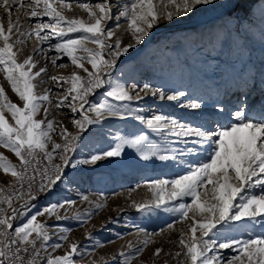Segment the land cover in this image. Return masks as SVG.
Segmentation results:
<instances>
[{
  "label": "snow or ice",
  "instance_id": "snow-or-ice-1",
  "mask_svg": "<svg viewBox=\"0 0 264 264\" xmlns=\"http://www.w3.org/2000/svg\"><path fill=\"white\" fill-rule=\"evenodd\" d=\"M78 6L88 13V21L65 16L62 9H71V4L66 3V0H0V12L4 13L0 16V73L3 74V79L7 81L11 91L22 102V106L12 102L6 94L4 85L0 84V147L10 150L19 160V164H14L0 153V170L5 175H11L14 178L7 187H0V264H39L41 259L45 260L46 264H76L74 256L79 253L78 242H70L68 250L63 255L53 256L47 253L46 248L47 242L51 239L49 229L45 223L37 222V217L45 214L49 217L54 216L56 220L66 219V216L60 214V209H64L66 205L71 206L74 202L51 204L32 214L22 226L14 227L13 221L21 214L20 209H28L30 202L35 200L37 195L50 192L53 186L61 180L65 167L69 165L76 167L75 163H70L71 157L68 154L77 150L80 134L87 129V126L100 123L109 116L121 119L134 117L165 139L174 137L175 142L185 147L167 150L171 152L170 155L161 154L155 148L149 151L144 150L143 145L147 139L145 135H138L131 139L119 137L111 150H105L102 154H92L90 159L82 163L94 165L109 157H119L127 146L140 153L141 159L145 161L156 157L160 161L173 160L184 164V157L195 154L198 147L212 146V154L208 162L190 167L186 175H181L171 181L151 182L147 187L152 193V201L132 202L133 207L143 211L151 210L153 206L159 208L168 201L191 198V203H179L171 209L165 208L166 211L180 214L179 223H188L187 231L181 230L180 233L181 251H176L174 254L169 253L173 259L183 256V259L177 260V264H264V235L249 234L248 239H231L218 244L214 239L219 236L218 231L214 232L217 225L223 227L229 221H241L247 218L256 222L260 217L264 224V194L243 195L246 188L252 184L253 178H256L254 185L264 188V178H262L264 174V120L254 123L245 111L236 110L234 112L235 122L220 126V130H215L211 125L208 127L204 124L193 126L163 115H154L151 119H145L127 104L110 102L108 99L91 104L88 100L89 95L97 89L103 88L105 84H111V81L105 77L109 76L111 70L115 68L117 59L145 41L154 28L160 25L168 27L178 25L183 22L179 18H189L195 12L200 11L202 6H215V0H131L115 16L117 21L123 17L128 22L127 28L134 42L126 45L120 38L113 39L117 33L105 26L106 21L113 19L112 6L107 3V0L94 6L88 3H79ZM221 7L233 9L240 5L224 4ZM44 17H47L49 22H38L29 29L22 30V20L24 22L33 18L42 20ZM45 30L49 31L45 33ZM71 33L81 35L72 38L69 35ZM33 35L40 44L53 37L57 38L58 42L51 45L49 51L54 49L56 53H63L71 59V63L77 69L87 74L82 76L73 71L68 77L56 75L49 77L53 83L59 84L62 80L70 84V87L58 96L55 108L60 109L65 106V102H68L66 106L71 109V112L81 113V119L71 121L77 129L75 133L70 132L62 123L48 118L49 108L43 107V103H53L49 95L50 89H45L43 94L36 92L38 85L35 81L42 74L48 73L47 66L39 67L33 72V69L37 68V62L32 55H28L22 61L18 59L22 49H17L16 46L23 45L25 38H32ZM88 43L97 47H87ZM105 50L110 59H105ZM33 51L44 52L47 58V52L43 48H34ZM78 51L84 55H76ZM58 59L59 56L51 58V64L64 67V65L57 64ZM84 62L91 65V71L85 67ZM136 87L132 85L130 91L123 85L117 84L111 86L105 96L117 102L142 99L139 92L133 96L132 92L136 91ZM139 91L150 92L153 96L158 95L161 101H179V98L185 95L183 92L166 95L163 91L151 89L147 84ZM69 97H71L70 101ZM86 104H89L87 112L94 115H88L82 111ZM180 106L201 109V104L198 102ZM41 111L44 116L42 119H37ZM221 111L224 110L221 109ZM5 112L10 114V119ZM205 123L208 122L205 121ZM52 133H57L63 143L56 142ZM49 144L52 145L51 151L48 150ZM40 153L43 154L42 158L48 161L42 168L40 167ZM54 153L58 155L61 163L53 162ZM36 175L41 176V181L37 191L33 192ZM25 183L27 188L20 191L19 189H24ZM237 198L239 202L234 203ZM83 199L87 201L88 197L84 196ZM20 200H24V203L18 208L15 202ZM95 207L100 208L102 205L97 203ZM75 218L81 219V214L77 213ZM168 229L175 230V225L169 224ZM62 231L64 234L58 239L68 241L69 230L63 229ZM163 231L145 234L144 238L139 241L142 247L129 243L128 248L138 258L150 243H154L151 237L161 235ZM197 232L200 233L199 236ZM90 235L89 233V237ZM62 247L63 245L58 242L51 244L53 250ZM213 248L231 249L237 254L226 258L213 253ZM42 251L46 253L44 256L41 255ZM163 251V247H157L152 255L158 258ZM118 255L124 258L123 264H131L133 255L124 251H120ZM112 259L115 260L116 257ZM164 264H168V261H164Z\"/></svg>",
  "mask_w": 264,
  "mask_h": 264
},
{
  "label": "rangeland",
  "instance_id": "rangeland-1",
  "mask_svg": "<svg viewBox=\"0 0 264 264\" xmlns=\"http://www.w3.org/2000/svg\"><path fill=\"white\" fill-rule=\"evenodd\" d=\"M239 1L215 0V6H202L200 11L189 18H179L183 22L178 25L172 27L160 25L154 28L145 41L117 59L115 71L110 78L111 84L104 85L103 88L89 95L90 104L108 99L110 102L127 104L145 119H151L154 115H163L193 126L211 125L215 130L235 122L236 110L245 111L254 123L264 120V0H256L247 11L234 14H231L232 9L221 7L224 4H237ZM102 2L104 0H66V3L71 4V9L65 8L62 11L67 17L88 21V13L78 4L88 3L94 6ZM130 2L131 0H107L112 6L113 19L106 21L105 26L117 33L113 39L120 38L125 45L134 42L127 28L128 22L123 17L117 21L115 16L123 10L125 4ZM2 15L4 13L0 12V16ZM13 18L15 19V14ZM38 22L49 21L47 17L42 20L33 18L27 22L22 20V30L29 29ZM48 31L45 30V33ZM69 35L77 38L81 34ZM56 42L58 40L55 37L43 44L38 43L34 35L32 38H25L23 45L16 46L17 49H22L18 59L22 61L28 55H32L37 62V68L33 69V72L39 67L47 66L48 73L42 74L35 81L38 85L36 92L43 94L45 89H50L49 95L53 103H43V107L49 108L48 118L62 123L70 132L75 133L77 129L71 121L81 119V113L71 112L66 106L68 102H65V106L60 109L55 108L58 96L62 95L70 84L62 80L59 84L53 83L49 77L52 75L68 77L73 71L82 76L87 74L77 69L71 63V59L63 53H56L54 49L49 51L50 46ZM87 47L97 46L88 43ZM34 48H43L47 52V58L44 52H34ZM106 54L108 56L107 50L104 56ZM76 55H84V53L78 51ZM57 56H59L57 64L64 67L51 64V58ZM84 63L91 71V65ZM0 84L4 85L10 100L22 106L18 96L11 91L7 81L3 79L2 73H0ZM117 84L123 85L130 91L132 85H136V91L132 94L135 96L139 92L142 99L117 102L106 97V91ZM145 84L151 89L163 91L166 95L179 92L185 95L180 97L179 101H161L158 95L153 96L150 92L139 91ZM190 102L200 103L201 109L180 106ZM88 108L89 104H86L82 111L94 115L87 112ZM5 115L10 119L9 113L5 112ZM43 116L41 111L37 119H42ZM138 135L147 137L143 145L145 151L155 148L161 154L170 155L171 152L167 150L185 147L175 142L174 137L165 139L134 117L121 119L109 116L100 123L87 126V129L80 134V140L77 141V150L69 153L70 163H75L76 167L67 166L66 175L55 186V204H66L68 201L74 203L60 209V214L67 218L58 220L51 230L47 249L53 256L63 255L68 250L70 242H78L79 253L74 256L76 264H93V262L123 264L124 258L118 255L120 251L133 255L131 264H141V262L153 264V261L155 264H164V261H168V264H177L178 259H183V256L173 259L169 253L181 251L180 233L181 230L187 231L188 223H179L180 214L166 211L165 208L171 209L179 203H191V198L168 201L159 208L153 206L151 210L143 211L133 207L132 202L152 201V193L147 187L151 182L171 181L186 175L190 167L208 162L212 154V146L198 147L195 154L184 157V164L173 160L160 161L156 157L145 161L141 159L140 153L127 146L119 157H109L94 165L82 163L90 159L92 154H102L105 150H111L119 137L131 139ZM52 136L56 142L63 143L57 133H52ZM48 148L52 149V145L49 144ZM0 153L14 164L19 162L14 153L7 148L0 147ZM12 179L11 175H5L0 170V183L10 182ZM255 179L253 178L252 184L246 188L243 195L264 194V188L254 185ZM84 196L88 197L87 201L83 199ZM236 202H239V198L234 203ZM97 203L102 207L96 208ZM77 213L81 214L79 220L75 218ZM15 221L17 222L18 219L16 218ZM169 224H174L175 230H169ZM63 229L69 230L68 241L58 239L64 234ZM161 230H164L162 234L153 235L151 239L154 243H150L138 258L128 248L129 243L142 247L139 241L145 234L161 233ZM216 231L219 232V236L214 239L218 244L231 239H248L249 234L264 235V224L260 217L256 222L244 218L241 221H229L223 227L217 225L214 232ZM199 235L200 233L197 232V236ZM56 242L61 243L63 247L53 250L51 244ZM157 247L164 249L158 258L152 255ZM212 252L226 258L237 254L231 249L213 248ZM114 256L115 260L112 259Z\"/></svg>",
  "mask_w": 264,
  "mask_h": 264
},
{
  "label": "built area",
  "instance_id": "built-area-1",
  "mask_svg": "<svg viewBox=\"0 0 264 264\" xmlns=\"http://www.w3.org/2000/svg\"><path fill=\"white\" fill-rule=\"evenodd\" d=\"M48 150L49 151H51V148H48ZM37 151H39V150H37ZM59 150H57V152H58ZM40 155V158H41V164H40V167L42 168L44 165H46L47 163H48V161L47 160H44L42 157H43V154L42 153H40L39 154ZM54 163H61V161L59 160V158H58V155L57 154H55L54 153ZM19 164V163H18ZM66 171H67V167H65L64 168V173H63V175H62V178L66 175ZM30 174H32L31 172H30ZM14 180V179H13ZM12 180V181H13ZM12 181H10V182H5V183H0V187H7V185L9 184V183H11ZM40 181H41V176L40 175H36L35 176V183L33 184V192H36L37 191V189H38V185H39V183H40ZM58 183V182H57ZM56 186V185H55ZM55 186H53V188L50 190V192L55 188ZM17 188L19 189V186H17ZM27 188V184L25 183V187H24V189H19L20 191H24L25 189ZM50 192H45V193H40L39 195H37V198L35 199V200H33V201H31L30 202V205H29V207H31L32 205H34V204H37V203H43L44 201H45V198L47 197V195L50 193ZM23 203H24V200H20V201H17V202H15V206L16 207H18V208H20V206L21 205H23ZM3 207H7V205H3ZM21 211L23 210V208H21L20 209ZM13 224H14V227H17L18 226V224H17V222L14 220L13 221ZM11 231V230H10ZM47 244H48V242H47ZM46 248H47V245H46ZM47 253H49V250L47 249ZM46 253H44L43 251H42V253H41V255L42 256H44ZM39 264H46V261L45 260H40V262H39Z\"/></svg>",
  "mask_w": 264,
  "mask_h": 264
},
{
  "label": "crops",
  "instance_id": "crops-1",
  "mask_svg": "<svg viewBox=\"0 0 264 264\" xmlns=\"http://www.w3.org/2000/svg\"><path fill=\"white\" fill-rule=\"evenodd\" d=\"M54 191H55V188L47 195L43 203L34 204L31 207H29L27 210L21 211V218L17 221L18 226H22V224L27 222V219L30 218L32 214H35L37 211H40L45 207H49L51 204H55ZM17 219H18V216H17ZM37 222L45 223L46 227H48L49 229V234H51V230L54 228L58 220H56L54 216L49 217L47 214H45L44 216H38Z\"/></svg>",
  "mask_w": 264,
  "mask_h": 264
},
{
  "label": "trees",
  "instance_id": "trees-1",
  "mask_svg": "<svg viewBox=\"0 0 264 264\" xmlns=\"http://www.w3.org/2000/svg\"><path fill=\"white\" fill-rule=\"evenodd\" d=\"M256 2V0H240L237 4L240 5V7L238 8H233L231 11V14H234L235 12H242V11H247L254 3ZM105 59H109V56H107V54L105 55ZM115 71V68H113L111 70V73L109 76H106L105 79L110 80V78L112 77L113 73ZM107 85V84H105ZM69 155V154H68ZM27 209H23L22 211H25ZM21 218V214L18 215V220Z\"/></svg>",
  "mask_w": 264,
  "mask_h": 264
}]
</instances>
